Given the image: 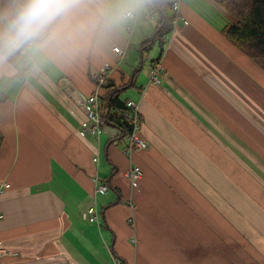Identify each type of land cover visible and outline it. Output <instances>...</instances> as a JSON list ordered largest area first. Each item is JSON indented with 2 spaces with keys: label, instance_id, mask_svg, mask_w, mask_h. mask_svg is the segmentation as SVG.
<instances>
[{
  "label": "crops",
  "instance_id": "crops-1",
  "mask_svg": "<svg viewBox=\"0 0 264 264\" xmlns=\"http://www.w3.org/2000/svg\"><path fill=\"white\" fill-rule=\"evenodd\" d=\"M175 1L150 0L99 41L0 66V181L11 185L0 264H264V70L225 36L234 19L215 0H181L177 29ZM166 17L169 39H155ZM105 65L140 106L145 150L129 153L112 126L100 138L82 127L67 86L91 95ZM90 206L99 224L84 220Z\"/></svg>",
  "mask_w": 264,
  "mask_h": 264
},
{
  "label": "clouds",
  "instance_id": "clouds-1",
  "mask_svg": "<svg viewBox=\"0 0 264 264\" xmlns=\"http://www.w3.org/2000/svg\"><path fill=\"white\" fill-rule=\"evenodd\" d=\"M150 0H0V66L99 41Z\"/></svg>",
  "mask_w": 264,
  "mask_h": 264
},
{
  "label": "trees",
  "instance_id": "trees-1",
  "mask_svg": "<svg viewBox=\"0 0 264 264\" xmlns=\"http://www.w3.org/2000/svg\"><path fill=\"white\" fill-rule=\"evenodd\" d=\"M215 1L234 19L224 27L225 36L264 70V0ZM162 25L155 39L162 40L169 32L168 17L162 21ZM22 55H17L11 61L14 62ZM121 90L107 79L100 93V111L109 126L118 129L121 136H130L134 124L127 115L130 111L129 101L121 98Z\"/></svg>",
  "mask_w": 264,
  "mask_h": 264
},
{
  "label": "built area",
  "instance_id": "built-area-1",
  "mask_svg": "<svg viewBox=\"0 0 264 264\" xmlns=\"http://www.w3.org/2000/svg\"><path fill=\"white\" fill-rule=\"evenodd\" d=\"M173 11L175 13L172 19V25L175 29L178 28L179 21L182 19L180 15L181 9V0H177L173 3ZM128 19L133 21L137 20V15L133 14ZM129 32L133 31V26L127 27ZM165 40L169 39V34L165 35ZM113 52L120 56L125 57L127 52L122 50L120 47H115ZM110 66L105 65L99 72L93 74V78L97 82V90L89 96H84L79 94L77 90H73L72 88L67 86V90H69L70 97L80 106L81 110L83 111L86 120L82 123V127L85 131L96 138H100L103 135L109 125L107 124L104 116L100 111L101 106V99L100 93L102 87L107 80V73L109 71ZM162 66L160 64L155 65L150 73V80L153 84L159 85L161 83V75H162ZM128 108L130 109L129 113L127 114L131 120H133V131L130 134L131 145L129 153H133L134 151H142L145 150L148 146L147 142H145L141 137L140 133L142 130V117L140 112V106L133 102H128ZM118 130V129H117ZM119 131V130H118ZM118 131H115L114 136L118 135ZM120 132V131H119ZM94 162H99V157L94 158ZM128 178L132 184L134 189H139L141 179H142V170L140 167L136 166L130 169L128 172ZM11 188L9 183H5L0 181V193H3ZM109 191V187L107 185L98 186L97 192L100 194H106ZM84 220L89 223H100V214L95 206H90L86 212L83 214ZM2 248V243L0 242V249Z\"/></svg>",
  "mask_w": 264,
  "mask_h": 264
}]
</instances>
